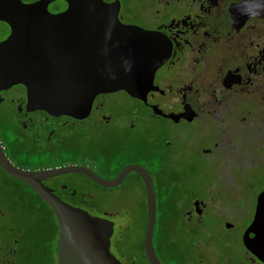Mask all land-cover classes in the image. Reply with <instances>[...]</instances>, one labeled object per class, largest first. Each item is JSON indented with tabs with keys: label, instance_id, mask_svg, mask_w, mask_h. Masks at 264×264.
Returning a JSON list of instances; mask_svg holds the SVG:
<instances>
[{
	"label": "flooded vegetation",
	"instance_id": "flooded-vegetation-1",
	"mask_svg": "<svg viewBox=\"0 0 264 264\" xmlns=\"http://www.w3.org/2000/svg\"><path fill=\"white\" fill-rule=\"evenodd\" d=\"M103 1L122 25L152 33L159 65L149 88L97 93L64 111L36 107L22 84L1 89L0 160L59 171L41 184L112 222L108 248L120 264H150L152 193L161 264H264L245 247L231 251L227 235L253 198L247 228L264 193V0ZM124 215L144 226L135 249ZM60 237L51 205L0 162V264H70L59 258Z\"/></svg>",
	"mask_w": 264,
	"mask_h": 264
},
{
	"label": "water",
	"instance_id": "water-1",
	"mask_svg": "<svg viewBox=\"0 0 264 264\" xmlns=\"http://www.w3.org/2000/svg\"><path fill=\"white\" fill-rule=\"evenodd\" d=\"M152 40V33L122 25L103 0H0V90L22 84L29 102L48 111L89 105L101 92L123 89L139 96L149 88L159 65L148 46ZM0 162L54 209L61 227V261L65 252L70 264H120L108 248L112 222L68 205L41 184V178L59 171L28 172ZM129 169H123L115 183ZM148 205L144 249L150 264H161L152 246L153 193ZM242 243L264 262V193L257 198Z\"/></svg>",
	"mask_w": 264,
	"mask_h": 264
},
{
	"label": "rangeland",
	"instance_id": "rangeland-1",
	"mask_svg": "<svg viewBox=\"0 0 264 264\" xmlns=\"http://www.w3.org/2000/svg\"><path fill=\"white\" fill-rule=\"evenodd\" d=\"M108 203H110L109 200H104L102 204L108 205ZM253 205H254L253 198H248L246 200L245 206L242 207V211H243L242 221H240V223L236 227L231 228L227 231V235L230 240L231 251H234L237 254L243 253L244 246L241 241V237H242L245 226L247 225V223L249 222L251 218ZM130 217L131 216L124 215L123 216L124 222H122V220L121 222L120 221L119 222L120 224L128 223L129 231L125 233V236H127L126 241L131 248L135 249L137 247V243H139V241L141 240L144 226L141 220L139 219V216L134 215L133 219H131ZM174 235H175V232L171 230L170 237L175 238Z\"/></svg>",
	"mask_w": 264,
	"mask_h": 264
}]
</instances>
